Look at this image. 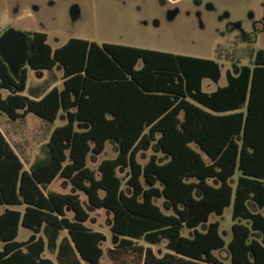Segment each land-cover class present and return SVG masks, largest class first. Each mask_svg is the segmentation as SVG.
Wrapping results in <instances>:
<instances>
[{"label":"trees","instance_id":"trees-1","mask_svg":"<svg viewBox=\"0 0 264 264\" xmlns=\"http://www.w3.org/2000/svg\"><path fill=\"white\" fill-rule=\"evenodd\" d=\"M29 35L17 75L0 57V112L51 122L62 112L65 122L28 170L0 130V264H54L42 256L40 233L49 228L65 232L57 264H103V256L113 264H222L215 251L224 247L230 264H264V50L251 39L235 49L251 65L227 69L226 84L206 92L203 80L222 76L211 58L76 37L53 48L46 33ZM27 66L61 67V87L29 98ZM109 141L116 155L89 167L88 156ZM151 147L165 160L153 153L139 162ZM56 178L111 214L112 247L103 249L105 234L86 225L77 193L46 191ZM229 206L226 243L210 218ZM20 227L31 231L26 240H17ZM163 241L158 256L152 246Z\"/></svg>","mask_w":264,"mask_h":264},{"label":"rangeland","instance_id":"rangeland-1","mask_svg":"<svg viewBox=\"0 0 264 264\" xmlns=\"http://www.w3.org/2000/svg\"><path fill=\"white\" fill-rule=\"evenodd\" d=\"M161 1L0 0V35L8 29H14L23 32L30 40L29 33L44 32L53 48L76 37L99 44L109 42L211 58L219 62L222 76L217 84L208 78L204 79L202 88L206 92L226 84L227 69L234 73L240 65H251L250 59H226V56L233 55L235 49H240L251 41L255 50H264V0H200L198 4L195 0H182L174 6L162 4ZM208 4L213 9H209ZM169 11L174 12L171 19ZM27 69L29 80L24 92L26 96H39L52 85L61 86V71L58 66L44 71L43 77H38L34 69L28 66ZM61 114L51 122L33 113L14 120L0 112V130L21 159L25 170L29 169L33 161L44 158L45 144L52 130L65 122ZM153 153L162 161L165 160L161 153L151 147L139 153L138 161L145 163ZM115 155L116 147L109 141L102 154L88 156L87 165L96 169L102 159ZM123 174L124 171H120V175ZM236 177L237 175L234 178ZM72 190V186L60 178L46 187V191L77 193L83 207L90 214L86 225L105 234L103 249L111 246V214L103 208L91 207L82 192ZM155 202L165 212H170L163 207L162 199H156ZM251 207L257 210L255 205ZM210 220L219 221L220 234L227 243L232 236V207L225 208L222 215H212ZM30 232L20 227L17 240L26 239ZM50 233V230L40 233L46 241L43 255L56 264L55 246L65 232L59 231L56 240L55 234ZM182 234L190 236L189 229L184 228ZM153 249L157 254L163 253L166 250L165 241L154 245ZM215 255L222 264H230L227 247L215 251ZM101 261L103 264H111L105 256Z\"/></svg>","mask_w":264,"mask_h":264},{"label":"water","instance_id":"water-1","mask_svg":"<svg viewBox=\"0 0 264 264\" xmlns=\"http://www.w3.org/2000/svg\"><path fill=\"white\" fill-rule=\"evenodd\" d=\"M29 50L30 40L23 32L8 29L0 35V57L13 75L26 64Z\"/></svg>","mask_w":264,"mask_h":264},{"label":"crops","instance_id":"crops-1","mask_svg":"<svg viewBox=\"0 0 264 264\" xmlns=\"http://www.w3.org/2000/svg\"><path fill=\"white\" fill-rule=\"evenodd\" d=\"M59 67V66H58ZM59 69H60V71H61V76H62V68L61 67H59ZM44 71H46V70H34V72H35V74L38 76V77H43L44 76ZM28 80H29V72L27 71V84H26V89H27V86H28ZM60 80H61V77H60ZM62 82V81H61ZM54 86H56V85H52V86H50L46 91H48L49 89H51L52 87H54ZM56 87H58V86H56ZM61 87V86H60ZM26 89H25V91H26ZM24 91V92H25ZM46 91H44V93L46 92ZM44 93H40V95L39 96H37V95H35V96H32V97H29V98H32V99H38V98H40ZM62 113V112H61ZM62 115V118H63V120L65 121V117H64V114L62 113L61 114ZM2 132V131H1ZM6 138V137H5ZM56 179H58V178H56ZM55 179V180H56ZM72 191H76V190H72ZM57 192V191H56ZM69 193V192H68ZM252 208V207H251ZM254 210V209H253ZM254 211H258V210H254ZM261 212H264V210H262ZM264 214V213H263ZM47 230H50L52 233H54L53 235L55 236V240H56V234H59V231L57 230V229H47ZM46 231V230H45ZM52 233H50V234H52ZM30 234V233H29ZM64 235V234H63ZM63 235H61V237L57 240V243H56V246H55V261H56V252H57V246H58V244H59V242H60V239L62 238V236ZM29 236V235H28ZM112 237H113V242H112V245L111 246H109V247H112L116 242H117V238H116V236H114L113 234H112ZM28 238V237H27ZM26 238V239H27ZM26 239H24V240H26ZM45 240V239H44ZM103 244V243H102ZM145 245H147V244H145ZM106 248H108V247H106ZM105 248V249H106ZM152 248H153V246H152ZM45 250H46V241H45ZM45 250H44V252H45ZM154 250V249H153ZM44 252H43V254H44ZM155 252V251H154ZM165 252H167V250H165L163 253H165ZM156 253V252H155ZM163 253H161V254H157L158 256H160V255H162ZM42 254V256L44 257V255ZM45 258H47V257H45ZM49 259V258H48ZM56 264H57V262H56ZM111 264H113V263H111Z\"/></svg>","mask_w":264,"mask_h":264},{"label":"flooded vegetation","instance_id":"flooded-vegetation-1","mask_svg":"<svg viewBox=\"0 0 264 264\" xmlns=\"http://www.w3.org/2000/svg\"><path fill=\"white\" fill-rule=\"evenodd\" d=\"M181 1H182V0H162L161 2H162V4H166V3H168V4L174 6V5L178 4V3L181 2ZM199 1H200V0H195L196 4H198ZM207 7H208L209 9H213V7H212L210 4H208ZM173 10H174V9H173ZM168 16H169L170 19L173 18V16H174V12H173V11H169V12H168ZM103 43H109V42H103ZM103 43H101V44H103ZM129 46H130V45H129ZM226 59L233 61V60H236V59H238V58H237V56H235V55L233 54V55H230V56H228V57L226 56Z\"/></svg>","mask_w":264,"mask_h":264}]
</instances>
